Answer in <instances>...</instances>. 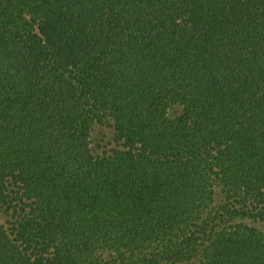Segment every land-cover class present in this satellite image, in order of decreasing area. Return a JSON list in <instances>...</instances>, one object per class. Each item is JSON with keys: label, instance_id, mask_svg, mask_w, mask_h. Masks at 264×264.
I'll use <instances>...</instances> for the list:
<instances>
[{"label": "trees", "instance_id": "16d2710c", "mask_svg": "<svg viewBox=\"0 0 264 264\" xmlns=\"http://www.w3.org/2000/svg\"><path fill=\"white\" fill-rule=\"evenodd\" d=\"M0 264H264V0H0Z\"/></svg>", "mask_w": 264, "mask_h": 264}, {"label": "rangeland", "instance_id": "374dc122", "mask_svg": "<svg viewBox=\"0 0 264 264\" xmlns=\"http://www.w3.org/2000/svg\"><path fill=\"white\" fill-rule=\"evenodd\" d=\"M97 131H100V132H102V131H104V134H105V136L106 137H108V136H110L111 134H110V130L107 128V129H102V130H97Z\"/></svg>", "mask_w": 264, "mask_h": 264}]
</instances>
